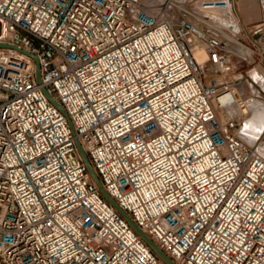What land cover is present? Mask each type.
Masks as SVG:
<instances>
[{
	"label": "built area",
	"instance_id": "obj_1",
	"mask_svg": "<svg viewBox=\"0 0 264 264\" xmlns=\"http://www.w3.org/2000/svg\"><path fill=\"white\" fill-rule=\"evenodd\" d=\"M257 59L233 0H0V264H165L77 140L175 264H264Z\"/></svg>",
	"mask_w": 264,
	"mask_h": 264
},
{
	"label": "bare ground",
	"instance_id": "obj_2",
	"mask_svg": "<svg viewBox=\"0 0 264 264\" xmlns=\"http://www.w3.org/2000/svg\"><path fill=\"white\" fill-rule=\"evenodd\" d=\"M198 57L204 55L203 47H200L196 52ZM253 83V82H252ZM249 79L244 78L239 82V89L247 87L254 94V86ZM251 93V92H250ZM250 95V94H249ZM246 97V96H245ZM256 99V98H255ZM250 96L247 100L243 101L244 106H237L230 110L232 115L235 114H249L245 117V126L243 129V139L248 140L250 144H255L258 141L260 134L264 132V104L260 101H256ZM260 153L264 156V146L260 147Z\"/></svg>",
	"mask_w": 264,
	"mask_h": 264
},
{
	"label": "crops",
	"instance_id": "obj_3",
	"mask_svg": "<svg viewBox=\"0 0 264 264\" xmlns=\"http://www.w3.org/2000/svg\"><path fill=\"white\" fill-rule=\"evenodd\" d=\"M234 9L238 17L242 21L245 30L249 33V40L259 42L264 46L263 20L264 12L258 0H233ZM264 74V69L258 67L256 71L252 72V76L258 80L259 73Z\"/></svg>",
	"mask_w": 264,
	"mask_h": 264
},
{
	"label": "water",
	"instance_id": "obj_4",
	"mask_svg": "<svg viewBox=\"0 0 264 264\" xmlns=\"http://www.w3.org/2000/svg\"><path fill=\"white\" fill-rule=\"evenodd\" d=\"M8 48V47H5ZM37 76H38V80L40 81V69L39 66L37 68ZM51 99V98H50ZM52 103L55 104L56 106H58V103L56 104L52 99H51ZM76 144L79 148L80 154L82 156V159L85 161V164L87 166V169L89 171V173L92 175L94 182L97 184V186L102 190V194L103 197H105V199L110 202L116 209L118 212H120V214L122 216L125 217V219L128 221V223L130 224V226L132 227L133 230H135L140 236L141 238L145 241L146 244H148L151 249L153 250V252L158 256V258H160L162 261L165 262V264H175L169 257L166 256V254L164 252H162L158 246L153 243V241L147 237V235L140 230L137 225L131 220V218L129 216H127L124 211L119 207V205H117L116 202L113 201V199L108 195V193L106 192V190L104 188H102L101 183L97 177V175L95 174L92 165L90 163V160L87 159L86 154L83 150V147L80 145L79 141H76Z\"/></svg>",
	"mask_w": 264,
	"mask_h": 264
},
{
	"label": "rangeland",
	"instance_id": "obj_5",
	"mask_svg": "<svg viewBox=\"0 0 264 264\" xmlns=\"http://www.w3.org/2000/svg\"><path fill=\"white\" fill-rule=\"evenodd\" d=\"M259 59H257V63H256V67L258 68V67H261V65H259ZM257 68L256 69H253V66H251V67H249V68H242V70L241 71H238L237 72V76H239L238 78L240 79V81H242L241 79H244V78H246V79H249L250 80V82L252 83V79L254 80V81H256V79H255V77L254 76H252V72H253V70H257ZM241 75V76H240ZM239 81V82H240ZM253 84V86H254V94L252 93V91L250 90H248L247 89V87H243V89H241V95H242V97H243V101L244 100H247L248 98H250V96L251 97H253L256 101H260V102H262L263 104H264V91L261 89V88H259V86L255 83H252ZM251 92V93H250ZM250 94V95H249ZM246 96V97H245ZM247 117V116H246ZM245 119V118H244ZM243 126L244 127H246L245 126V120H244V124H243ZM258 139H260V140H262L263 142H264V132L262 133V134H260V137H258ZM246 140V139H245ZM247 142H248V140H247ZM263 146H264V144H263Z\"/></svg>",
	"mask_w": 264,
	"mask_h": 264
}]
</instances>
